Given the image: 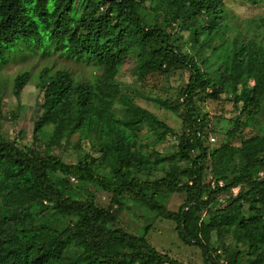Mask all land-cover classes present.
Returning <instances> with one entry per match:
<instances>
[{
  "label": "trees",
  "instance_id": "1",
  "mask_svg": "<svg viewBox=\"0 0 264 264\" xmlns=\"http://www.w3.org/2000/svg\"><path fill=\"white\" fill-rule=\"evenodd\" d=\"M228 17L225 0H0V68L27 48L84 59L100 70L97 83L76 80L67 69L45 67L39 74L43 102L33 136L38 140L52 124L48 147L75 133L82 142L90 139L91 151L78 162L22 147L0 132V264H183L155 247L150 226L135 234L117 224L125 198L174 221L179 238L199 247L204 264H264V122L240 146L211 148L208 114L199 105L231 89L227 97L238 112L231 137L264 112V46L228 34ZM207 49L220 60L216 77L203 67ZM127 58L140 80L187 71L174 99H156L181 119L183 130L125 100L127 112L115 114L117 77ZM30 79L29 71L15 77L16 97ZM141 123L176 136L172 155L152 159L153 150L134 147L133 128ZM166 162L161 177L137 174L164 170ZM84 183L112 193L110 206L79 197ZM171 193L185 196L177 210L161 200ZM48 215L68 224L40 219ZM213 232L236 235L244 249L214 246Z\"/></svg>",
  "mask_w": 264,
  "mask_h": 264
},
{
  "label": "rangeland",
  "instance_id": "2",
  "mask_svg": "<svg viewBox=\"0 0 264 264\" xmlns=\"http://www.w3.org/2000/svg\"><path fill=\"white\" fill-rule=\"evenodd\" d=\"M225 3L229 12L226 21L231 28L228 34L235 36L240 33L242 38L246 37L256 47L264 46V0H258L256 3L248 0H225ZM75 7V15L78 16L83 8L80 3H77ZM151 17V14L148 15L147 20L151 21ZM213 44L218 45L219 41H213ZM185 47L188 50L187 46ZM203 53L210 57V60L203 63L204 69L209 71L212 77H216L219 73L220 60L216 59L211 49H207ZM45 67H49L51 72L67 69L76 80L93 83L98 82L100 74L96 65L84 59L67 58L59 52L52 51L45 54L41 50L31 52L24 48L11 54L8 61L2 64L0 68V95L3 99V104L0 105V132L8 139H18L17 143L22 147L27 144L39 150L47 148L65 162L76 163L87 152L91 151L90 139L87 142H82L81 135L75 133L68 141H63L62 144H52L48 147L46 146L48 137L54 129L52 124L44 127V133L38 140H35L33 136L34 122L40 114L43 102V96L38 93L37 87L41 85L39 74ZM24 71L30 72L31 79L18 98L13 92V82L15 77ZM187 75V71L179 70L169 75L158 74L140 80L135 70L134 59H125L122 71L117 77V82L120 84V96L116 98L115 114L118 117H123L127 112V105L122 101L125 100L131 103L130 107L133 105L156 111L172 129L180 132L184 128L181 119L173 112L159 108L156 99H174L179 87L187 80ZM229 93H231V89L222 94L220 100L209 99L199 102L202 111L208 114L209 130L206 134V143L211 148L223 142L240 146L244 138L253 135L258 128L261 129L263 126L264 112L262 111L256 115L253 124L244 123L235 136L231 137L229 132L234 126L238 112L231 96L227 97ZM133 130L137 142L134 147L138 149L144 146V149L153 150L152 159L172 155L176 149L177 138L174 134L164 135L159 131H154L147 123L138 124ZM19 131L23 133L22 138L18 137ZM168 166L169 164L166 162L164 170L153 169L150 172L142 169L137 174L152 179L158 178L164 175ZM210 177L212 175L209 170L207 178ZM77 195L81 198H89L104 208L110 206L113 197L112 193L105 192L99 185L93 183H84L82 189H78ZM184 199L183 194L171 193L161 200L170 209L177 210ZM124 205L118 214L117 224L119 226L135 234H142L144 229L150 226L151 230L148 237L159 251L169 253L183 264H204L199 247L185 244L179 238L174 221L159 217L144 205L130 199L125 198ZM40 219L61 227L68 224L67 219H58L50 215ZM211 243L214 246L225 244L231 250L238 246L244 249L245 246L236 235L228 233L221 237L213 232Z\"/></svg>",
  "mask_w": 264,
  "mask_h": 264
},
{
  "label": "built area",
  "instance_id": "3",
  "mask_svg": "<svg viewBox=\"0 0 264 264\" xmlns=\"http://www.w3.org/2000/svg\"><path fill=\"white\" fill-rule=\"evenodd\" d=\"M221 185L223 184V182L220 183ZM235 192H237V190L235 189Z\"/></svg>",
  "mask_w": 264,
  "mask_h": 264
}]
</instances>
